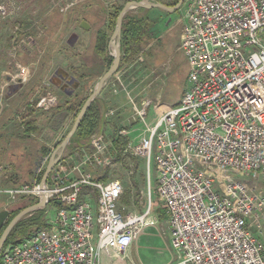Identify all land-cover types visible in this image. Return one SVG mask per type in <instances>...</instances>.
I'll return each mask as SVG.
<instances>
[{
	"label": "built area",
	"instance_id": "obj_1",
	"mask_svg": "<svg viewBox=\"0 0 264 264\" xmlns=\"http://www.w3.org/2000/svg\"><path fill=\"white\" fill-rule=\"evenodd\" d=\"M186 2L179 44L185 90L176 106H155L152 123H146L150 102L141 101L132 118L145 129L124 151L141 155L147 170L154 161L157 201L177 264H264L254 234L264 225V0ZM24 73L21 68L22 80ZM113 114L108 110L105 119ZM128 133L118 130L120 137ZM89 147L92 154L70 174L61 156L50 172L42 191L46 203L63 206L47 233L26 248L2 251L0 264H97L102 251L123 252L157 224L149 192L144 211L123 213L119 180L95 182L81 173L87 164L112 162L103 131L90 136ZM3 171L0 166V181ZM83 187L95 189L96 200L82 194ZM40 195L36 184L0 185V196L11 201Z\"/></svg>",
	"mask_w": 264,
	"mask_h": 264
},
{
	"label": "rangeland",
	"instance_id": "obj_2",
	"mask_svg": "<svg viewBox=\"0 0 264 264\" xmlns=\"http://www.w3.org/2000/svg\"><path fill=\"white\" fill-rule=\"evenodd\" d=\"M124 1L0 0V166L4 168L2 176L6 177L4 187H18L23 183L39 186L37 179L41 172L44 173L51 157V154L45 155L46 149L41 151L42 147L53 142L52 151L57 150L75 121L74 112H68L63 104L69 103L76 108L92 93L98 79L113 62L115 53L112 48L108 49L111 57L108 68L105 60L95 53L96 33L102 30L111 36L112 31L106 30L111 12L109 6ZM186 3L173 13L159 9L150 12L149 18L155 23L151 27V37L142 43L139 57L118 67L97 97L98 105L105 109L104 115L108 110L114 113L96 132H104L112 162L105 167L87 164L80 167V171H87L92 178L100 177L107 171L106 181L119 180L123 191L136 182L137 189L132 194L136 197L137 206L132 203L126 212L144 211L149 192L155 215L154 208L159 206L156 167L151 159L147 170L141 155H135L131 150L124 151V148L115 151L112 145L108 146V142L112 141L113 131L124 129L129 131L125 146L128 141L132 147L138 144L145 125L139 120L133 124V118L135 110L141 107V101L150 102L146 123H152L156 118L155 106L165 111L180 100L187 75V65L179 49L181 30L186 21ZM127 14L139 18L146 12L132 9ZM81 22L87 23L89 29L81 28ZM75 36L77 39L74 40ZM21 68L25 71L23 80ZM56 71L79 80L80 86L73 96L62 93L50 83V77ZM54 81L58 82V79ZM88 146L89 140L87 145L82 143L81 146L69 142L61 154L64 174H70L73 165L92 154ZM115 152L121 158L118 159ZM40 160L44 165L39 167L41 172L36 173L35 165ZM2 197L0 211L8 210L10 213L30 200L21 198L11 201L6 196ZM43 210L44 221L48 223L56 208L48 203ZM165 230V224L145 229L140 239L137 238L125 252L115 255L109 264H177L179 254L166 242ZM254 234L261 249H264V225L255 229ZM13 244H6L2 251Z\"/></svg>",
	"mask_w": 264,
	"mask_h": 264
},
{
	"label": "trees",
	"instance_id": "obj_3",
	"mask_svg": "<svg viewBox=\"0 0 264 264\" xmlns=\"http://www.w3.org/2000/svg\"><path fill=\"white\" fill-rule=\"evenodd\" d=\"M157 1L167 7H174L180 0H172L171 2H161L160 0ZM126 3L127 0H125L123 3L114 2L109 6L111 12L109 14V25L106 29L107 31L113 32L117 17ZM138 10L146 12V15L137 18L135 16H129L128 14H126L122 20L121 39H120L121 61L119 64V68L123 63L125 64L137 60V58L139 57L138 56L139 51L142 47V43L144 42V40L149 39L152 34L151 27L154 26L155 20L150 19L149 14L150 12L157 11L158 9H151V10L138 9ZM109 39L110 37L105 31L102 30L97 31L96 40H95V53L97 54V56L105 60L106 68H108L109 65L111 64V57L108 55ZM86 99L87 98L83 99L79 103V105H76V108L74 105L73 106L68 105L69 103L63 104L68 112H74V116H73L74 120ZM177 104H175L174 106H176ZM104 110L105 109H103V106L98 105V100L95 99L88 108V110L86 111L85 115L83 116L79 124L78 129L71 138L70 140L71 143L73 142L76 144H80V146L82 145V143H85L87 145L90 136L96 133L97 131H100V129H102L103 126L105 125ZM117 133L118 131H113L111 134V138H112L111 145L113 146L115 151H119L121 148H124L127 143V139L124 137H120ZM73 149L74 148H72V150ZM115 153L118 156V159L121 158L119 153L117 152ZM42 173L43 172H41L40 176L37 179L38 183L41 179ZM5 179L6 177L2 176V179L0 181V185L3 187H4ZM106 179H107V171L102 173L100 177L97 176L93 177V180L95 182L102 181L106 183L107 182ZM13 181L14 183H16L15 179H13ZM136 189H137V183L132 182L130 188H127L124 191H122L118 205V209L121 212L126 213V208L129 207L132 203L137 206L136 197L132 194L133 191ZM87 193L91 194L90 196L92 197L93 200H96V198L98 197V192L95 189L89 187H83L82 194H87ZM0 200L3 201L4 200L3 197L0 198ZM37 202L38 199H32V200L30 199L27 201L26 204L24 203V205L21 208H18L15 211L11 212L0 230V235L4 230V228L8 225V223L15 215H17L23 209L33 204L35 205ZM49 204L53 205L55 208H61L63 206V205L60 206L55 205L53 201H49ZM47 227L48 224L44 221V210L35 211L27 218L20 220L13 227L3 247L11 242L17 244L24 238L29 237L31 234H34L37 231L47 230ZM1 252L2 249L0 253Z\"/></svg>",
	"mask_w": 264,
	"mask_h": 264
},
{
	"label": "water",
	"instance_id": "obj_4",
	"mask_svg": "<svg viewBox=\"0 0 264 264\" xmlns=\"http://www.w3.org/2000/svg\"><path fill=\"white\" fill-rule=\"evenodd\" d=\"M185 1L186 0H180L177 3V5L174 7H167V6H165L159 2L147 3L145 1H129L124 5L123 9L121 10V12L119 13V15L117 17L114 30H113V32L110 36L109 42H108V49L110 50V48H112L114 50V53H115L112 56L113 62L111 64V66L98 79L92 93L87 97V99L83 103L79 113L77 114L72 128L67 133L66 137L61 142V144L58 146V149L52 153V155L49 159V162H48V164L44 170V173L41 177L40 183H39V189L41 190L39 202L35 205L29 206V207L23 209L22 211H20L17 215H15L11 219V221L8 223V225L2 231V233L0 235V251H1L8 235L10 234L11 230L20 220L31 215L35 211L43 210L45 208L47 203H46V200H45V197H44V194L42 191H43V187L46 185V182H47V179L50 175V172L52 171V169L54 168V166L58 162V160H59L61 154L63 153L64 149L69 144L71 138L73 137L76 130L78 129L79 124H80L83 116L85 115L86 111L88 110L90 105L93 103V101L95 99H97V97L99 96L100 91L104 87L105 83L116 73V71L119 67V64L121 61V52H120L121 26H122V20L125 17V15L132 9H145V10L159 9V10L165 11L166 13H173V12L177 11ZM80 27L83 29H86V30L89 29V26L85 22H81ZM54 204L60 206L61 202L60 201H54ZM9 214H10V212L8 210H1L0 211V230H1L4 222L8 218Z\"/></svg>",
	"mask_w": 264,
	"mask_h": 264
},
{
	"label": "crops",
	"instance_id": "obj_5",
	"mask_svg": "<svg viewBox=\"0 0 264 264\" xmlns=\"http://www.w3.org/2000/svg\"><path fill=\"white\" fill-rule=\"evenodd\" d=\"M22 87V86H21ZM20 88V87H19ZM52 99H50V101H51ZM47 105H49V104H47ZM111 134V133H110ZM46 149V156H48V154H51L52 155V153H53V151H52V149H53V142L52 143H50V144H47V147H42V149H41V151L42 150H45ZM52 151V152H51ZM64 152V151H63ZM63 154V153H62ZM50 155V156H51ZM42 156H44V155H42ZM45 156V157H46ZM41 161H43V160H40V162L38 161L37 163H36V165H35V167H36V169H35V171L34 172H41L40 171V169L41 168H39V167H42L43 165H44V163H42ZM83 173H86V171H84ZM154 213H155V215H153L154 217H156V219H157V224L158 225H160V224H165V226H166V230H165V240H166V242L168 243V245H169V247L172 249V247H171V243H170V238H169V235H168V223H167V217H166V215H165V213H164V210L162 209V207L161 206H158V207H156V208H154ZM153 214V213H152ZM155 225L154 227L156 228V226H158V225ZM150 228V227H149ZM147 229V228H146ZM145 231V230H144ZM143 231V232H144ZM143 232L138 236V239H140L141 237H142V234H143ZM137 239V240H138ZM133 244V243H132ZM132 244L127 248V249H129L131 246H132ZM127 249H125L123 252H125ZM173 250V249H172ZM123 252H116V253H111V254H108L106 251H102L100 254H99V258H98V261H97V264H109V263H112L113 262V260H114V256L115 255H117V254H121V253H123Z\"/></svg>",
	"mask_w": 264,
	"mask_h": 264
},
{
	"label": "flooded vegetation",
	"instance_id": "obj_6",
	"mask_svg": "<svg viewBox=\"0 0 264 264\" xmlns=\"http://www.w3.org/2000/svg\"><path fill=\"white\" fill-rule=\"evenodd\" d=\"M75 39H77V36L74 37V40ZM53 79H58V82H53ZM50 83L58 87L62 93L70 96H73L80 86L79 80L77 78L66 73H60L58 71L51 75Z\"/></svg>",
	"mask_w": 264,
	"mask_h": 264
},
{
	"label": "bare ground",
	"instance_id": "obj_7",
	"mask_svg": "<svg viewBox=\"0 0 264 264\" xmlns=\"http://www.w3.org/2000/svg\"><path fill=\"white\" fill-rule=\"evenodd\" d=\"M42 233H47V230L37 231L36 233L30 235L29 237L24 238L19 243L12 245L11 247L8 248V250H15V248H26V245H30L32 239H39V236L42 235Z\"/></svg>",
	"mask_w": 264,
	"mask_h": 264
}]
</instances>
